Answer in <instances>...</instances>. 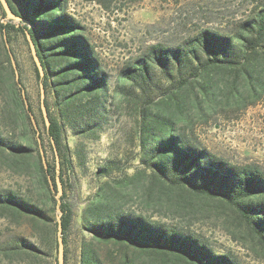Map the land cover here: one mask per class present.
Masks as SVG:
<instances>
[{
    "label": "trees",
    "instance_id": "16d2710c",
    "mask_svg": "<svg viewBox=\"0 0 264 264\" xmlns=\"http://www.w3.org/2000/svg\"><path fill=\"white\" fill-rule=\"evenodd\" d=\"M7 1L21 20H0V93L7 90L12 113L20 118L22 128L21 141L8 143L0 137V154L7 151L15 161L35 157L36 179L45 198L38 206L31 196L0 192V209L45 225L51 219L48 210H56L52 193L56 190V165L52 171L47 161L46 167L42 163L37 140L40 137L42 143L41 133L38 127L37 135L32 124L30 106L25 107L22 86H18L11 64L8 43L9 32L14 30L30 34L44 69L40 77L35 67L45 88L49 125L44 124L54 154L56 150L61 155L65 128L79 133L92 131L103 119L107 103L120 97L130 99L139 113L138 159L142 168L124 177L143 176L149 191L157 187L160 199L176 208L195 209L201 203L228 208L233 220L245 228L242 236L264 247V176L250 166H235L214 156L186 131L194 116L204 118L217 109L221 80L227 82V105L241 108L264 93V4L229 34L203 30L182 46L151 45L143 56L119 68L113 93L108 95L109 74L85 36L84 26L67 12L68 0H18L20 9L12 0ZM96 1L107 7L105 2ZM0 9L5 17L1 5ZM49 92L55 115L47 101ZM1 113L4 116L5 110ZM115 170H121L116 161L97 169L100 174ZM58 175L63 188L60 223L65 264L64 235L73 211L64 200L62 170ZM110 200V193L102 189L84 210V219L93 241L118 247L117 264H136V254H130L129 249L151 254L159 264H237L227 254L214 252L201 238L142 215L124 213ZM43 233L47 245L57 253L55 234L48 228ZM25 247L29 253L38 250L34 244L25 243ZM80 264L103 262L96 250L83 244Z\"/></svg>",
    "mask_w": 264,
    "mask_h": 264
},
{
    "label": "rangeland",
    "instance_id": "374dc122",
    "mask_svg": "<svg viewBox=\"0 0 264 264\" xmlns=\"http://www.w3.org/2000/svg\"><path fill=\"white\" fill-rule=\"evenodd\" d=\"M12 1L20 9L19 1ZM101 2H105L107 7L96 0H68L67 12L84 26L85 36L109 74L108 95L113 93L119 68L143 56L151 45L182 46L203 30L229 34L264 4V0ZM3 17L0 9V20ZM8 45L41 133L45 160L53 171L56 158L40 110V81L28 41L21 32L11 30ZM163 82L167 83L161 79ZM219 83L222 89L217 109L204 118L194 116L186 131L193 141L214 156L235 166H250L264 176V93L240 108L225 104L227 82L221 80ZM7 98V90H3L0 93V137L8 143L21 141L19 130L22 122L12 113L13 104ZM47 101L51 114L55 115L51 92L47 94ZM3 109L4 116L1 113ZM138 125V110L130 99L120 97L106 104L103 119L92 131L79 133L70 127L64 129L59 173L62 170L65 181L64 200L73 211L64 235L65 264H80L83 244L96 250L103 264H117L119 261L118 247L93 241L85 227L84 210L102 189L110 193V203L124 213L142 215L151 222L174 226L197 236L214 252L227 254L237 264H264V247L254 239L242 236L245 228L233 220L228 208L215 203H201L195 209L188 206L176 208L168 200L160 199L162 195L157 187L149 191L148 180L143 176L135 179L124 177V174L142 168L138 159ZM109 161H116L121 170L100 174L97 169ZM34 162L35 157L32 156L15 161L7 151L1 153L0 192H12L19 197L31 196L33 202L41 206L45 196L36 179ZM52 193L55 194L53 190ZM48 211L51 219L45 225L0 209V264H57V253L51 249L52 245H47L43 235L48 228L57 239V211ZM25 243L34 244L38 250L29 253ZM129 251L136 254V264H159L151 254Z\"/></svg>",
    "mask_w": 264,
    "mask_h": 264
},
{
    "label": "water",
    "instance_id": "95a60500",
    "mask_svg": "<svg viewBox=\"0 0 264 264\" xmlns=\"http://www.w3.org/2000/svg\"><path fill=\"white\" fill-rule=\"evenodd\" d=\"M0 4H1V7L5 13V18L2 19L3 22H6L7 20H14L16 22H19L21 20V18L19 16L15 15L12 12L7 0H0ZM25 34H26V39L28 41V45L30 48V52H31V56H32L34 65L37 68L39 76L42 77L44 75V69H43V66L40 62L38 55H37L35 44L31 38L30 34L28 32H26ZM4 37H5V35H4ZM10 56H11V64H12V67L14 69L15 80H16L18 86L21 87L22 84H21V81L19 79V73H18L16 61H15L14 57L12 56V54H10ZM39 91H40L41 114H42L43 120L45 121L46 126H48L49 125V118H48V113H47V109H46V105H45V101H44L45 88H44L42 82L39 83ZM21 94H22V97L24 100L25 107L28 108L29 104H28V101H27V98L25 95V91L23 88H21ZM29 114H30L32 124H33L34 128L36 129L37 135H38V126H37L36 120L34 118V115L32 114V112H30ZM37 140L39 142V150H40V156L42 159V163H43L44 167H46L45 153H44V150L40 144V137H37ZM55 158H56V173H57V176L55 178V183H56L55 199H56V211H57V221H58V226H57V264H64V243H63V238H62V226L60 223V215H61V209H60L61 199H60V197L62 196L63 188H62V183H61L59 175H58V173H59V162H58L59 156H58V153L56 150H55Z\"/></svg>",
    "mask_w": 264,
    "mask_h": 264
}]
</instances>
